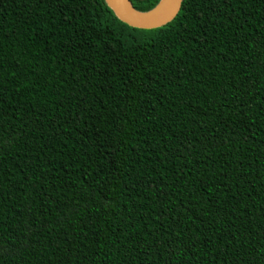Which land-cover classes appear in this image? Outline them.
<instances>
[{
  "label": "trees",
  "instance_id": "1",
  "mask_svg": "<svg viewBox=\"0 0 264 264\" xmlns=\"http://www.w3.org/2000/svg\"><path fill=\"white\" fill-rule=\"evenodd\" d=\"M0 264H264V0H0Z\"/></svg>",
  "mask_w": 264,
  "mask_h": 264
},
{
  "label": "water",
  "instance_id": "2",
  "mask_svg": "<svg viewBox=\"0 0 264 264\" xmlns=\"http://www.w3.org/2000/svg\"><path fill=\"white\" fill-rule=\"evenodd\" d=\"M180 2L181 0H168L162 10L153 11L157 4L147 12H137L130 7L128 0H106L114 15L121 22L130 27L142 29L156 28L169 22L177 13Z\"/></svg>",
  "mask_w": 264,
  "mask_h": 264
},
{
  "label": "bare ground",
  "instance_id": "3",
  "mask_svg": "<svg viewBox=\"0 0 264 264\" xmlns=\"http://www.w3.org/2000/svg\"><path fill=\"white\" fill-rule=\"evenodd\" d=\"M168 0H160L159 4L153 9L154 12L162 10L166 4H167Z\"/></svg>",
  "mask_w": 264,
  "mask_h": 264
}]
</instances>
